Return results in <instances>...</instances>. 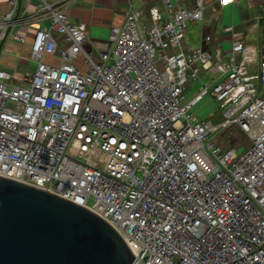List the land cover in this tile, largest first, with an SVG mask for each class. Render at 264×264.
Listing matches in <instances>:
<instances>
[{
  "label": "built area",
  "instance_id": "1",
  "mask_svg": "<svg viewBox=\"0 0 264 264\" xmlns=\"http://www.w3.org/2000/svg\"><path fill=\"white\" fill-rule=\"evenodd\" d=\"M26 1L33 12L18 17L19 0H9L0 26L1 42H21L17 27L39 20L28 87L8 84L0 68V177L97 215L123 238L132 264H264V47L258 57L227 26L223 53L208 47V34L184 52L186 24L202 21L204 1L159 0L143 24L129 9L109 29L108 51L94 57L84 23L59 3ZM201 73L213 77L184 102ZM208 94L223 110L217 125L187 115ZM239 136L251 141L242 156L231 143Z\"/></svg>",
  "mask_w": 264,
  "mask_h": 264
},
{
  "label": "water",
  "instance_id": "2",
  "mask_svg": "<svg viewBox=\"0 0 264 264\" xmlns=\"http://www.w3.org/2000/svg\"><path fill=\"white\" fill-rule=\"evenodd\" d=\"M133 259L123 238L97 215L0 177V264H132Z\"/></svg>",
  "mask_w": 264,
  "mask_h": 264
},
{
  "label": "crops",
  "instance_id": "3",
  "mask_svg": "<svg viewBox=\"0 0 264 264\" xmlns=\"http://www.w3.org/2000/svg\"><path fill=\"white\" fill-rule=\"evenodd\" d=\"M49 4L59 3L58 7H62L66 11L69 19L73 23L82 22L86 25L87 31V49L93 54L94 57L97 56L96 52L98 49H104L106 42H102L96 38L89 36V28L95 30H105L109 33V29L112 27H120L123 23L124 14L127 9L132 8L135 11L140 13L149 12V9L152 6H159V0H45ZM205 5H210L216 3L217 0H203ZM237 5H227L225 7L219 6V12H222L220 15V20H217L215 27L211 26L208 28L203 27L204 15L201 22L196 24L201 25V30H203L199 40L200 44L202 38L208 34L211 37V34L216 33L217 37L214 39V42H222L224 45H228L227 35L221 34L220 29L222 27L230 26L233 30L238 33H242L244 42L251 46L250 42L246 40L244 34H252L256 28L264 29V20L260 23L261 25L257 26V21L260 17V13H255L253 19L250 18V14L247 9H243L240 13L236 10L237 7L242 8L244 2L252 0H236ZM256 5L263 4V1L254 0ZM8 0H0V26L1 21L7 12L8 9ZM186 4V3H184ZM217 4V3H216ZM35 4L28 3L26 0H19V6L17 8L16 16L21 17L23 13L27 14L29 11L33 12ZM206 7V6H205ZM30 14V13H29ZM31 18V19H30ZM27 19L24 22V25L27 26V38L23 43L16 42L15 40L9 38L5 39V42L2 47V52L0 54V68L6 70L12 75V79L18 83H22V79L26 73H31L34 69L35 64L27 57L29 53V41L33 36L32 31H28L33 26H30L31 23H39V20L32 17ZM252 21V22H251ZM251 23H254L251 25ZM18 26L19 29L24 26ZM23 28V27H22ZM237 28V29H236ZM1 30V29H0ZM22 32H25V29H21ZM90 37V38H89ZM198 37V36H197ZM221 37V39H219ZM197 39V38H196ZM211 39V38H210ZM1 42V40H0ZM210 42V41H209ZM252 47V46H251ZM228 48V47H227ZM226 48V49H227ZM254 48V47H252ZM263 48V47H262ZM192 51V50H191Z\"/></svg>",
  "mask_w": 264,
  "mask_h": 264
},
{
  "label": "rangeland",
  "instance_id": "4",
  "mask_svg": "<svg viewBox=\"0 0 264 264\" xmlns=\"http://www.w3.org/2000/svg\"><path fill=\"white\" fill-rule=\"evenodd\" d=\"M252 1L253 2H251V3L249 1L244 2L243 8L241 5V7H237L236 10L240 13L241 11H243V9L244 10L247 9L248 13L250 14L251 19H253V16L255 13H260L259 19H257V21L253 20V22H255V23L257 22V26H259V25H261L260 23L262 22V20H264V2H263V4H260V5L257 4L256 5V3H254L255 1L254 0H252ZM258 1H263V0H257V2ZM8 2H9V0H8ZM172 4H174L173 0H172ZM186 5L187 4H185L184 6L187 7ZM235 5H237V3H235ZM58 6L59 5L57 4L56 7H58ZM205 6L206 7L204 8L203 27L204 28H208L211 26L215 27V25L217 23L216 19L220 20V15L222 14V12H219V6L216 3H212L208 6L207 5H205ZM58 8H60V7H58ZM129 9L135 11L134 9H132L130 7H129ZM129 9H127L126 12ZM141 14H142V16H140V22L143 24L144 22H146L148 20L149 15L146 12H143ZM124 16H125V14H124ZM79 23H82V22H79ZM74 24H78V23H74ZM252 24H254V23H251V25ZM30 26H33V27L31 29H29L28 31L34 32L35 29L39 27V23L37 24V23L33 22L30 24ZM22 27L19 30L21 31V34L24 33L23 34L24 40L21 42L16 41L19 43H23L24 41H26L25 39L28 36L26 33V30L28 27L25 25ZM85 28H86V25H85ZM21 29H25V32H22ZM202 32H203V30H201L200 24L187 23L184 39L180 42V46L182 48V51L187 52V51H191V50L199 48L200 47L199 38H200ZM89 36L92 38H96V39H98L104 43L106 42L104 49H98L97 50L98 53L108 51V45L109 44L107 41L109 38V33L107 31H105V30H95L94 31L93 29L89 28ZM244 36H245L246 40H248L250 42L251 46L254 47L253 49H255L257 51V55L259 57L263 53L262 47H264V29H263V27L260 29L256 28V30H254V32L252 34H244ZM216 37H217L216 33L211 34V37H210L211 39H210V42L208 44V47L214 52L221 51L223 53L224 50H226V48L228 47V45H224V43H222V42H216L215 43L214 39ZM86 38H87V31H86ZM219 39H221V37H219ZM86 43H87V39H86ZM0 44H1V42H0ZM3 44H4V42H3ZM30 46H31V42L29 41V48H30ZM2 47H3V45H1L0 54L2 52ZM29 54H30V49H29V53L27 55L28 58H29ZM171 54H172L171 50H159L156 53V57L162 58L164 55L169 56ZM46 59L47 58H45V60ZM111 60H113V59H111ZM164 66H165V62L163 60H160L156 63V68L159 72L163 71ZM252 73H257V72L253 71ZM212 77H207L206 75L201 73L198 79H195V80L189 79L188 83L185 87V91H184V102H188L191 99V97H193L194 95L197 94L198 91H201L203 85L208 86V82L210 81V79ZM7 83L11 84L13 86L28 87L27 83H24V82L18 83L13 79H11ZM210 90H211V86L209 87V92H210ZM189 114H192V116L195 118L196 121L211 122L213 125H217L220 122H222V120H223V116H222L223 110L220 108L219 103L216 102L215 99L210 94L204 96L198 103H196L190 110H188L187 115H189ZM237 130H238V128H236V127L230 128L228 130H224L220 136L221 139L216 143V145H220L221 142L229 139L233 134L236 133ZM231 143H234V149L236 152V156H242L251 147V141L246 136H239V138H237L236 141L234 139H231Z\"/></svg>",
  "mask_w": 264,
  "mask_h": 264
}]
</instances>
